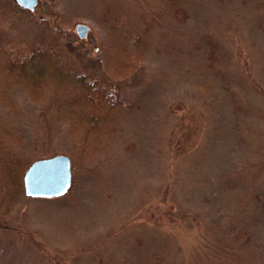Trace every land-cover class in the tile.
Segmentation results:
<instances>
[{
  "label": "rangeland",
  "instance_id": "obj_1",
  "mask_svg": "<svg viewBox=\"0 0 264 264\" xmlns=\"http://www.w3.org/2000/svg\"><path fill=\"white\" fill-rule=\"evenodd\" d=\"M2 7L0 34L22 48L61 19L64 47L93 75L114 20L151 31L121 84L126 105L88 155L66 132L81 90L49 87L36 103L14 88L13 105L0 101V141L16 128L18 152L66 155L74 180L69 195L41 199L1 176L0 264H264V0H189L184 22L157 0Z\"/></svg>",
  "mask_w": 264,
  "mask_h": 264
},
{
  "label": "trees",
  "instance_id": "obj_2",
  "mask_svg": "<svg viewBox=\"0 0 264 264\" xmlns=\"http://www.w3.org/2000/svg\"><path fill=\"white\" fill-rule=\"evenodd\" d=\"M9 1L12 7L24 12L13 0ZM188 1L157 0L162 2L163 10L179 22L186 21L188 17ZM3 4L4 0H0V18ZM60 21L61 19L58 20V25L40 23L45 27L44 34L35 38L27 48L14 44L10 39L5 40L0 34V101L6 106L13 105L11 90L14 88L21 89L30 101L36 103L43 99L49 87L59 92H70L75 88L81 90V97L67 110L66 115L70 117V121L66 132L76 150L88 155L89 147L104 135L109 113L126 105L121 84L144 59L151 29L147 24L141 27L129 25L125 28L114 20V41L105 48L104 63L98 61L97 64L98 73L103 74L93 75L88 64L82 68L78 61L71 59V42L67 43L68 48L62 43L64 38L70 40L71 36L61 32L60 25L63 22ZM60 110L59 106L56 112L60 113ZM2 133L0 185L2 176L8 192L18 194L23 192V174L31 159L17 151L15 144L20 134L16 128L6 125ZM73 187L74 180L67 195Z\"/></svg>",
  "mask_w": 264,
  "mask_h": 264
},
{
  "label": "water",
  "instance_id": "obj_3",
  "mask_svg": "<svg viewBox=\"0 0 264 264\" xmlns=\"http://www.w3.org/2000/svg\"><path fill=\"white\" fill-rule=\"evenodd\" d=\"M31 12L35 11L39 0H14ZM90 28L85 24L76 26L80 39L88 36ZM72 185L71 160L66 155H55L34 161L24 173L23 188L27 197L56 198L68 193Z\"/></svg>",
  "mask_w": 264,
  "mask_h": 264
}]
</instances>
